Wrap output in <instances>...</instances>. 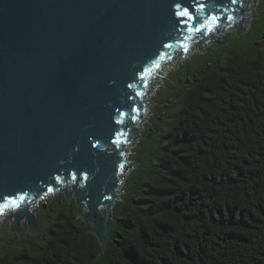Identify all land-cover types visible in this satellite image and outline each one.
Here are the masks:
<instances>
[{"label": "water", "instance_id": "95a60500", "mask_svg": "<svg viewBox=\"0 0 264 264\" xmlns=\"http://www.w3.org/2000/svg\"><path fill=\"white\" fill-rule=\"evenodd\" d=\"M241 1L0 0V216L15 208L13 232L27 220L39 233L30 206L61 189L106 250L152 71L184 42L242 29ZM176 5L196 19L178 23Z\"/></svg>", "mask_w": 264, "mask_h": 264}, {"label": "trees", "instance_id": "16d2710c", "mask_svg": "<svg viewBox=\"0 0 264 264\" xmlns=\"http://www.w3.org/2000/svg\"><path fill=\"white\" fill-rule=\"evenodd\" d=\"M256 19L204 49L177 93L174 70L158 90L105 251L76 201L55 196L36 215L41 234H10L0 264H264V23L253 30Z\"/></svg>", "mask_w": 264, "mask_h": 264}, {"label": "rangeland", "instance_id": "374dc122", "mask_svg": "<svg viewBox=\"0 0 264 264\" xmlns=\"http://www.w3.org/2000/svg\"><path fill=\"white\" fill-rule=\"evenodd\" d=\"M247 8L249 11L247 13L245 25L242 29L238 30V29L229 28V29L225 30L224 33H222L219 37L216 38V42L212 41L208 45H205V46L203 45L201 47L191 48L187 52L189 54L185 58L186 60H184V61H181L182 57H180V56L174 57L170 61V63H169L170 65H167V66L164 65L165 67L163 66L161 68V70H159L158 73L154 76V78L152 79L153 80L152 84L149 85L150 88L147 91L145 102H144V104L146 106V112H145L144 118L140 121L136 133H134L132 136V142L129 145V147L127 148V155L129 157L132 154L133 150L138 145V143L141 140H143V132L146 130V125L149 123L150 119L153 117V110H154V107L156 106V101H157V92H158V90H160V88L163 86V84H165V81L168 79L167 77L170 74V72H172L174 70V73L172 74V85H171L172 90L171 91H172V93H175V92L177 93V91L175 90V87L176 86H177V88L180 86L182 87V81H187L189 78L194 79V76H193L194 74L192 73L195 70V69H193L195 66L194 64L197 61L201 60V58L198 59V55L205 53L206 51H204V49L207 50L217 43L224 42L225 37H227L230 34H233L234 32H238L239 34L240 33H247L248 30H250V28H251L253 20H255L256 14H257V19H256L255 26L253 27V30L257 26H260V27L263 26V23H264V0H255V1L251 0L248 4ZM191 56H193V57H191ZM188 57H190L189 60L191 59L193 61H195V60L196 61L189 63V61L187 60ZM169 79L171 80V78H169ZM167 96L168 95H165L164 98H161L159 100V104L161 106H164L166 104L164 102V100L167 101V99H166ZM166 105H168V104H166ZM159 111H161V109H159ZM133 166H134V163L131 162V168H129L127 170V173L124 174L125 177H124V182H123L122 187L124 186L126 178L130 174ZM122 190H123V188L120 189V191H122ZM55 196H58V197L62 196L65 199L67 197L65 192H63V191H60L59 193H52V194L44 197L37 204L31 205L30 206L31 212L36 216L38 214V210H39L41 204L48 203V202L52 201L55 198ZM67 201H68V202H66L67 204L68 203L71 204V203L75 202V196H73L71 194V197H69V198L67 197ZM43 210L45 211V209H43ZM82 211L85 213L88 210L83 207ZM102 211H103V215L106 216L107 208L104 207L102 209ZM14 213H15V208L8 209L6 212H4V215L0 218V230H1L0 231V239L3 238L2 240H0V255L5 253V250L2 249V247H3L2 244L5 243V239L6 240L9 239L10 234L16 233V232H13L11 230L13 225H14V218L12 216ZM81 218L83 219V217H81ZM28 225L29 224H28L27 220H23L20 223V227L22 230L21 233L24 236L25 235L39 236L41 234L42 227L40 226L39 223H38V225L40 227L39 233H34L32 228L29 227ZM88 225L91 226L90 224H88ZM9 228H10V230L8 232L7 229H9ZM13 240H15V238ZM0 257H2V256H0Z\"/></svg>", "mask_w": 264, "mask_h": 264}, {"label": "snow or ice", "instance_id": "6c2138e0", "mask_svg": "<svg viewBox=\"0 0 264 264\" xmlns=\"http://www.w3.org/2000/svg\"><path fill=\"white\" fill-rule=\"evenodd\" d=\"M232 3H236V0H231ZM193 3L198 5L197 10H203L204 9V5L199 3V0H193ZM189 6H184V5H176V8L178 9L175 12V15L178 17V23H182V24H187L188 21L190 20H194L196 19V17L193 15L192 12L189 11ZM211 19L214 22H218L219 21V17L217 16H212ZM229 19H231V17H229ZM199 31V29H197ZM156 67H159V65H156ZM121 167H123V165H121ZM23 199V198H22ZM12 206H17L15 201L11 202ZM3 207H8V204H5Z\"/></svg>", "mask_w": 264, "mask_h": 264}, {"label": "clouds", "instance_id": "9594fccd", "mask_svg": "<svg viewBox=\"0 0 264 264\" xmlns=\"http://www.w3.org/2000/svg\"><path fill=\"white\" fill-rule=\"evenodd\" d=\"M186 55H188V53H187ZM186 55H185V56H186ZM185 56H184V57H185ZM184 57H183V58H184ZM183 58H182V59H183ZM127 158H128V161H129V156H128V155H127ZM129 163H131V162L129 161ZM37 203H38V202H37Z\"/></svg>", "mask_w": 264, "mask_h": 264}, {"label": "bare ground", "instance_id": "6f19581e", "mask_svg": "<svg viewBox=\"0 0 264 264\" xmlns=\"http://www.w3.org/2000/svg\"><path fill=\"white\" fill-rule=\"evenodd\" d=\"M153 79V78H152ZM152 82H153V80H151ZM157 81V80H156ZM102 213H103V211H102Z\"/></svg>", "mask_w": 264, "mask_h": 264}]
</instances>
